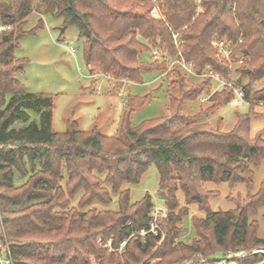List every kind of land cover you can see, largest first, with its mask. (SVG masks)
<instances>
[{"label":"trees","instance_id":"obj_1","mask_svg":"<svg viewBox=\"0 0 264 264\" xmlns=\"http://www.w3.org/2000/svg\"><path fill=\"white\" fill-rule=\"evenodd\" d=\"M39 1L56 5L55 14L64 18L62 30L78 27L92 74L141 82L143 72H165L180 51L196 73L211 68L241 84L250 105L229 131L202 120L234 99L227 88L212 93L196 113H185V102L199 100L213 86L209 77L188 83L187 73L178 69L180 79L172 81L178 91L170 92L168 110L160 117L133 125L131 114L147 97L128 96L118 134L85 131L75 120L57 132L53 96L25 91L18 77L25 61L15 51L21 38L36 30L24 29L34 0H0V24L11 26L0 31V256L3 252L12 264H199V259L217 264V257L229 251L264 246L254 217L264 207V179L253 192L255 169L264 161V128L251 134L252 120L264 117V0ZM155 6L160 18L151 13ZM174 34L182 41L179 48ZM214 38L232 43L234 60L244 58L235 69L237 78L217 57ZM154 50L165 57L142 60L141 54L152 57ZM151 164L157 166L169 214L157 234L143 237L138 232L149 227L152 197L147 193L132 202L122 186L139 183ZM208 182L244 183L248 193L234 209L213 211L209 199L218 192L208 189ZM178 190L187 205L195 203L205 212L193 217L196 237L190 243L177 240L188 213ZM112 193L118 194L116 210H82L94 202L109 204ZM98 237L112 238L116 247L127 243L123 252H108ZM254 258L264 260V254L240 262Z\"/></svg>","mask_w":264,"mask_h":264},{"label":"rangeland","instance_id":"obj_2","mask_svg":"<svg viewBox=\"0 0 264 264\" xmlns=\"http://www.w3.org/2000/svg\"><path fill=\"white\" fill-rule=\"evenodd\" d=\"M199 3V2H198ZM34 11L28 17L25 30L36 28L35 32L27 33L21 40L15 54L17 58L23 59L25 64L23 71L18 73V77L25 91L43 92L53 96V129L57 132L67 130L68 121L75 120L78 126L85 131L99 130L102 134L113 136L120 132L121 120L125 111L128 96L138 98L147 97L146 102L135 108L131 114L133 125H139L146 120L154 119L165 114L168 110L170 92L177 93L178 84L172 82L180 79L178 69L172 70L169 74L163 75L160 71L143 72L141 82L115 79L110 75H104L99 71H90L89 65L84 57L83 38L79 35L77 26H68L62 30L64 18L56 15V5L52 2L40 4L39 0H34ZM202 12L203 9L197 10ZM42 20V25L38 26ZM149 52L141 54L142 60L149 61L152 57ZM230 69L231 74L237 78L238 72ZM185 74L186 72L181 71ZM188 83H198L203 77L186 74ZM174 80V81H175ZM247 80L244 79V82ZM213 87L218 86L216 81H211ZM262 83H256L255 87H260ZM205 91L202 96L207 95ZM205 103L187 101L183 104L182 110L188 114L196 113ZM248 107L238 105L233 99L230 102L219 106L202 120L222 131L231 130L237 120V114L247 112ZM264 128V117L255 118L251 122V134L255 135ZM67 179L64 173L62 183ZM264 179V161L255 169L253 192L257 191ZM17 182L21 179L16 178ZM160 175L155 164H151L142 176L139 183L124 182L122 188L130 190L132 202L140 200L145 194H150L154 205H166L162 191L159 189ZM208 189L217 191L218 194L209 199L210 209L213 211H228L236 207V200L242 201L248 188L244 183H237L232 187L222 182L218 185L208 182ZM82 193L71 201L77 206ZM181 206L187 205L182 190L177 192ZM112 201L103 205L94 202L90 206L82 208L96 210L118 208V194L112 193ZM188 213L179 224L183 227V232L177 238L178 241L190 243L196 237L193 225V217L204 216L197 204H188ZM260 222L259 237H264V207H261L256 216ZM243 251L244 256L237 259L234 264H241V259L258 255L259 253H249ZM249 253V254H248ZM2 258L6 256L2 252ZM246 264H263L261 258ZM204 260V259H203ZM156 262V260H153ZM192 260L191 263H194Z\"/></svg>","mask_w":264,"mask_h":264},{"label":"built area","instance_id":"obj_3","mask_svg":"<svg viewBox=\"0 0 264 264\" xmlns=\"http://www.w3.org/2000/svg\"><path fill=\"white\" fill-rule=\"evenodd\" d=\"M200 2V0H198ZM151 13L156 17L160 18L161 13L158 6H155ZM11 26H5L0 24V31H3L5 29H10ZM175 44L176 47H180L182 44V41L178 39L177 34H174ZM212 46L216 50L217 57L221 60H226L229 65L230 69L233 70V68H237L239 66H242L245 64L244 58L242 56H238L235 60L232 57V53L234 50V46L232 43H230L227 39H217L214 38L212 40ZM161 57H165L164 55H161L157 50H154L152 53V59H160ZM174 69H181L182 71L186 72L187 74L195 75V76H201L203 78L209 77L211 78V81H216L217 85L216 87H212V89L209 91V93L205 96L200 97V101L204 102L206 101L212 93H214L217 90L227 88L231 90L234 100L238 105H245L249 106L250 101L246 98V90L241 84H237L236 81L231 80L228 81L224 79L221 75L218 73H215L211 68H208L205 73L198 74L193 68V64L191 62H188L185 60L181 52H177L176 56L174 58L170 59V65L168 69L163 72V75L169 74ZM262 105V102L259 103ZM169 210L165 205H154L151 213H150V224L148 228H142L138 233L141 236H145L148 233L157 234L160 227V222L163 221L165 218L168 217ZM97 242L101 244L104 248L107 249L108 252H123L124 247L127 243V240L122 241L119 246H115L112 238H109L107 240H104L101 237H98ZM243 251L238 252H227L219 257H217V264H234L237 259L244 256ZM249 253H259L264 254V248H256L253 251ZM248 253V254H249ZM246 254V253H245ZM199 264H204L206 260L199 259ZM0 264H12L11 260L9 258L3 259L2 256H0ZM186 264H191V261L186 262Z\"/></svg>","mask_w":264,"mask_h":264}]
</instances>
